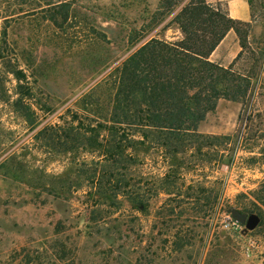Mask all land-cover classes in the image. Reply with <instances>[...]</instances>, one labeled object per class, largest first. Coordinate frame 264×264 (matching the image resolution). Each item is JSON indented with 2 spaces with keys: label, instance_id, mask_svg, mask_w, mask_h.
<instances>
[{
  "label": "rangeland",
  "instance_id": "374dc122",
  "mask_svg": "<svg viewBox=\"0 0 264 264\" xmlns=\"http://www.w3.org/2000/svg\"><path fill=\"white\" fill-rule=\"evenodd\" d=\"M41 1L0 0L7 40L0 42V264H264V0L249 5L248 47L233 66L256 73L245 99L220 98L197 126L230 140L204 148L211 161L191 155L172 195L156 194L166 167L151 150L138 153L127 174L132 186L123 187V169L101 177L109 165L102 151H64L61 136L73 116L90 123L81 99L96 96V85L143 42L182 38L172 21L182 3L168 13L161 0H72L74 20L57 28L30 10ZM209 1L227 11L225 0ZM234 36L226 56L241 50ZM10 67L26 76L20 84L30 92L32 124L12 105L19 82ZM54 130L60 137L52 144L46 133ZM125 190H145L147 209ZM237 206L260 218L247 234L242 224L224 226Z\"/></svg>",
  "mask_w": 264,
  "mask_h": 264
},
{
  "label": "trees",
  "instance_id": "16d2710c",
  "mask_svg": "<svg viewBox=\"0 0 264 264\" xmlns=\"http://www.w3.org/2000/svg\"><path fill=\"white\" fill-rule=\"evenodd\" d=\"M71 1L44 0L30 10L43 13L49 25L62 28L75 18ZM247 2L250 5L252 0ZM181 3L172 21L178 25L182 38L167 41L152 37L143 42L108 72L102 85H96L100 90L96 96L81 99L80 108L93 116H86L90 123L86 125L79 116H73L70 127L61 131L62 150L87 146L102 151L109 165L101 177H114L123 169L124 174L120 172L125 180L123 187L132 186L127 174L137 163L138 153L151 150L161 157L166 167L162 176L155 180L159 183L156 194L178 193L177 181L184 183L183 175L192 168L188 164L190 156L204 155L211 161L213 154L204 152V148L220 147L230 140V136L203 135L197 132L198 124L215 109L220 98L243 101L256 74L233 69L242 50L248 47L249 22L230 17L219 3L209 0H161L160 7L170 13ZM229 30L237 35L241 50L228 66H223L209 57ZM0 42L7 45L5 29L0 34ZM7 72L19 82L17 96L12 101L14 110L32 124L33 112L26 102L30 92L20 84L26 76L15 67L8 68ZM46 129L39 130L37 135L44 134ZM59 137L55 130L46 133L52 144ZM219 151L216 149V155ZM147 184L145 181L143 185ZM145 193V190H125L124 195L139 211H144L150 201ZM239 210L253 211L249 208Z\"/></svg>",
  "mask_w": 264,
  "mask_h": 264
},
{
  "label": "crops",
  "instance_id": "0c3cea01",
  "mask_svg": "<svg viewBox=\"0 0 264 264\" xmlns=\"http://www.w3.org/2000/svg\"><path fill=\"white\" fill-rule=\"evenodd\" d=\"M211 1H223V0H211ZM227 6V13L230 17L234 19H238L244 22H248L251 19V10L247 0H225ZM235 34H232V30H229L225 37L221 40V42L217 45L214 51L210 55V60L215 61L223 66L229 65L232 60L235 58L239 49L236 47V50L233 54L226 56L229 53V50H225V45L229 41H233L235 39ZM220 49L221 52H220ZM220 54V58H216V54ZM215 56V57H214ZM223 58V60H221ZM227 58V60H226Z\"/></svg>",
  "mask_w": 264,
  "mask_h": 264
},
{
  "label": "water",
  "instance_id": "95a60500",
  "mask_svg": "<svg viewBox=\"0 0 264 264\" xmlns=\"http://www.w3.org/2000/svg\"><path fill=\"white\" fill-rule=\"evenodd\" d=\"M229 213L233 219L243 225V234H247L259 224L260 218L256 213L241 212L237 208H231Z\"/></svg>",
  "mask_w": 264,
  "mask_h": 264
},
{
  "label": "built area",
  "instance_id": "2783aa9c",
  "mask_svg": "<svg viewBox=\"0 0 264 264\" xmlns=\"http://www.w3.org/2000/svg\"><path fill=\"white\" fill-rule=\"evenodd\" d=\"M224 226L234 228L236 230L240 226V223L233 219L231 216H228Z\"/></svg>",
  "mask_w": 264,
  "mask_h": 264
}]
</instances>
